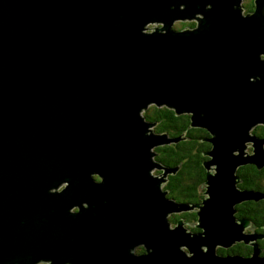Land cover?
I'll return each mask as SVG.
<instances>
[{"label": "water", "instance_id": "1", "mask_svg": "<svg viewBox=\"0 0 264 264\" xmlns=\"http://www.w3.org/2000/svg\"><path fill=\"white\" fill-rule=\"evenodd\" d=\"M241 2L0 0V264L49 250L76 264H264V233L236 216L264 199L239 185V167H264V0ZM149 105L209 133L185 228L161 217L180 209L159 189L177 167L151 149L188 137L154 132ZM240 242L249 255L217 253Z\"/></svg>", "mask_w": 264, "mask_h": 264}, {"label": "trees", "instance_id": "2", "mask_svg": "<svg viewBox=\"0 0 264 264\" xmlns=\"http://www.w3.org/2000/svg\"><path fill=\"white\" fill-rule=\"evenodd\" d=\"M246 8V11L252 10L249 6H246ZM182 23L181 26L185 24V22ZM188 25L192 27L195 25V22H188ZM178 26H180V22H178ZM159 111H162L159 107L150 106L144 110L143 115L147 119L150 117L155 118ZM166 115L167 117H171V123L177 119L178 116L181 119L183 118L182 115H174L173 111L169 109ZM253 132L259 136H264V126L260 124L255 126ZM179 134L180 132L174 133L176 136ZM185 136L188 137V139L185 140V145H182L184 140L181 139L177 143L164 146L160 151L179 154L178 163L180 167L182 166V171L177 174L176 184L185 186V201L197 202L203 197L204 189L199 187V185L205 178V170L202 161L206 159L207 156H204L202 153L210 148V144L203 139L209 137V133L203 128H190L189 114H185ZM238 174L241 178V182L239 183L241 187L264 190V167L258 169L252 164H247L238 168ZM241 208L242 213L240 215L250 217L254 222L255 229L264 233V228L262 226L264 225V199L257 202H242ZM186 214L194 215L195 218L194 213L185 212V215ZM261 244L264 247L263 241H261ZM235 248L233 249L242 254H248L251 250V247L243 245L242 243L236 244ZM217 249L223 252L221 247Z\"/></svg>", "mask_w": 264, "mask_h": 264}, {"label": "flooded vegetation", "instance_id": "3", "mask_svg": "<svg viewBox=\"0 0 264 264\" xmlns=\"http://www.w3.org/2000/svg\"><path fill=\"white\" fill-rule=\"evenodd\" d=\"M185 22L184 21H181ZM183 24V23H182ZM159 25V24H158ZM175 27V25L173 26ZM185 28V24L179 28ZM178 28V27H175ZM150 106H154V105H149ZM148 107V108H149ZM147 109V108H146ZM145 109V110H146ZM159 109L162 111H159L158 115L155 116V118H145L146 120H150V121H158L157 124H155L152 127V130L154 132L157 133H166L168 136H172L174 135V133L177 132H184L182 134V136L185 137V114L182 115V119L178 116L177 119H175L172 123H171V117H167L166 113L169 110H171L169 107H167L166 105H161L159 106ZM144 112V111H143ZM142 112V113H143ZM178 120V122H177ZM183 144L185 145V139H183ZM172 143L169 144H162V145H158L153 147L151 150L154 151L153 156L151 157L154 161H156L157 163H159L161 166L166 167L168 169H172V168H176V171L173 172H169L168 174V180L166 183H161L160 184V191L163 193L164 197L171 199L175 202H178V208H180L179 210H172L170 211L165 218L163 216L162 219H166L168 221L169 224V228H173L175 225H177V222H181V226L183 228H185V221H191L194 222L196 220V215L194 218V215H189L186 214L185 215V209L181 210L182 207H185V186L182 185H177L176 184V177L177 174L180 173L182 170V166H179L178 163V159H179V154H175V153H170V152H162L160 151L161 148H163L166 145H171ZM163 172L162 168H153L150 171V175L153 177H156V175L160 174ZM92 178L95 181H100L102 180V177L98 174H92ZM67 183L63 182L61 183L57 188H54L52 190H56L59 191L62 188L65 187ZM165 191V192H164ZM163 202V201H162ZM164 203V202H163ZM83 205H86L85 203ZM242 203L238 204L236 207L238 209V212L236 213V216L240 217L239 215L242 213V208H241ZM78 210L77 207L71 208V211H75ZM190 213H194V211H189ZM242 216V215H241ZM261 241L264 242V238L258 240L259 244L261 247ZM241 243V242H240ZM238 244V243H236ZM243 244V243H242ZM244 245V244H243ZM249 246V245H248ZM250 247V246H249ZM185 251V248H184ZM135 253H144L146 252L145 246L144 245H139L134 249ZM251 252V250H250ZM249 252V253H250ZM263 252H264V247H263ZM245 254V255H249ZM26 254V252H25ZM44 254H50L53 256H61V259H56L55 264H76L74 261L71 260L70 258V253L66 250H49L40 254H36V256L38 257L37 259H34V261L30 264H50L52 263V260L50 258L45 259L46 257H44ZM31 256V255H30ZM7 264H12V263H7Z\"/></svg>", "mask_w": 264, "mask_h": 264}, {"label": "rangeland", "instance_id": "4", "mask_svg": "<svg viewBox=\"0 0 264 264\" xmlns=\"http://www.w3.org/2000/svg\"><path fill=\"white\" fill-rule=\"evenodd\" d=\"M241 5L243 6V9H244V11L245 12H247L246 10H247V8H246V6H249V7H251L252 9H255L254 8V6H255V4H254V0H242V2H241ZM191 21H193V22H195V20H185V26L186 27H190L189 25H188V22H191ZM178 22H180L179 20L178 21H175L174 22V25H175V27H180L182 24H181V22H180V26H178ZM196 23V22H195ZM149 27V26H148ZM147 27V28H148ZM248 150L250 151V147L248 148ZM205 179V178H204ZM201 187L204 189V187L202 186V184H201ZM189 229L191 230V227H189ZM192 230H194V229H192ZM249 230V229H248ZM235 246H236V244H233L231 247H229V248H222L223 249V252L221 251V250H218L217 249V252L219 253V254H237V253H239V254H242L241 252H239V251H236V250H234L233 248H235ZM219 248V247H218ZM236 249V248H235ZM242 255H245V254H242Z\"/></svg>", "mask_w": 264, "mask_h": 264}, {"label": "bare ground", "instance_id": "5", "mask_svg": "<svg viewBox=\"0 0 264 264\" xmlns=\"http://www.w3.org/2000/svg\"><path fill=\"white\" fill-rule=\"evenodd\" d=\"M168 174H169V173H165V177H164V179H166L165 182L167 181V176H168ZM160 176H162V174H160ZM156 177H159V176L156 175ZM165 182H162V183H165ZM202 186L205 188V183H202ZM162 197H163V199H165V200H171V199H168V198L164 197V195H162ZM171 201H173V200H171ZM173 202H175V201H173ZM216 250H217V249H216ZM217 253H218V252H217Z\"/></svg>", "mask_w": 264, "mask_h": 264}, {"label": "clouds", "instance_id": "6", "mask_svg": "<svg viewBox=\"0 0 264 264\" xmlns=\"http://www.w3.org/2000/svg\"><path fill=\"white\" fill-rule=\"evenodd\" d=\"M148 26H149L148 28L150 29V28H152L153 24H152V25L149 24ZM154 106H155V105H154ZM156 107H159V106H156Z\"/></svg>", "mask_w": 264, "mask_h": 264}]
</instances>
